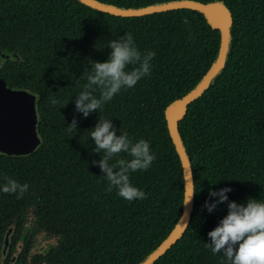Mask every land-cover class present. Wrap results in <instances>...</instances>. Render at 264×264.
Returning <instances> with one entry per match:
<instances>
[{"label": "trees", "instance_id": "obj_1", "mask_svg": "<svg viewBox=\"0 0 264 264\" xmlns=\"http://www.w3.org/2000/svg\"><path fill=\"white\" fill-rule=\"evenodd\" d=\"M100 1L129 8L171 0ZM223 1L234 20L225 67L179 122L201 191L188 228L154 264H223L206 242L227 214V202L207 212L209 189L231 186L229 200L239 203L264 197V0ZM126 32L141 51L156 52L152 72L83 118L75 96L86 83L84 72L91 61H105L109 40ZM220 42V30L191 9L123 17L79 0H0V78L36 93L40 139L36 151L1 164L18 183L29 179L32 204L50 208L51 219L62 225L69 264H139L174 228L185 181L165 109L206 74ZM52 98L60 103L53 106ZM100 118H111L117 135L122 128L150 142L152 166L130 174L145 199L129 202L108 191L92 163L102 154L93 152L88 130ZM73 119L77 127L68 131Z\"/></svg>", "mask_w": 264, "mask_h": 264}, {"label": "clouds", "instance_id": "obj_2", "mask_svg": "<svg viewBox=\"0 0 264 264\" xmlns=\"http://www.w3.org/2000/svg\"><path fill=\"white\" fill-rule=\"evenodd\" d=\"M107 48L111 49L108 58L103 62L91 61V67L84 72L86 83L75 96V110L83 118L97 110L102 111L121 91L134 88L152 72L156 52L150 49L141 51L131 32L109 40ZM58 103V99H51L53 106ZM76 127L77 122L73 119L67 130ZM119 132L117 135L111 118H100L88 130V137L95 145L93 152L102 154L99 161L94 160L92 163L98 164L102 178L107 181L108 191L115 189L119 197L129 202L143 200L146 192L132 183L130 174L147 171L156 159V154L148 140H134L122 128ZM121 153L126 156L121 157ZM114 157L116 159L110 163ZM28 187L27 183L20 184L6 178L0 190L23 194ZM199 191L201 189L197 190L195 182H192L185 204ZM231 192V186L219 190L209 189V198L205 199L203 207L212 213L218 205L227 202V214L207 233L209 240L206 246L213 255H222L223 264H264V197H248L246 202L239 203L229 200L228 193Z\"/></svg>", "mask_w": 264, "mask_h": 264}, {"label": "water", "instance_id": "obj_3", "mask_svg": "<svg viewBox=\"0 0 264 264\" xmlns=\"http://www.w3.org/2000/svg\"><path fill=\"white\" fill-rule=\"evenodd\" d=\"M84 5L116 16L135 17L176 9H191L203 13L212 28L220 30L219 52L212 65L201 80L184 96L174 100L165 109L167 126L180 156L184 181L186 203L187 191L194 182L190 157L187 155L179 131V122L183 120L188 106L201 97L209 88L213 79L224 69L231 47L233 14L223 0L203 2L200 0H171L143 7H122L100 0H79ZM38 98L34 91L26 87H12L0 78V151L28 155L38 149L40 139L37 124L39 122ZM183 210L178 222L168 236L139 264H154L183 235L191 221L195 206L194 196Z\"/></svg>", "mask_w": 264, "mask_h": 264}, {"label": "flooded vegetation", "instance_id": "obj_4", "mask_svg": "<svg viewBox=\"0 0 264 264\" xmlns=\"http://www.w3.org/2000/svg\"><path fill=\"white\" fill-rule=\"evenodd\" d=\"M16 155L0 151V187L6 178L16 180L1 164ZM25 183L23 194L0 190V264H69L62 225L51 219L50 208L32 204L30 180Z\"/></svg>", "mask_w": 264, "mask_h": 264}]
</instances>
